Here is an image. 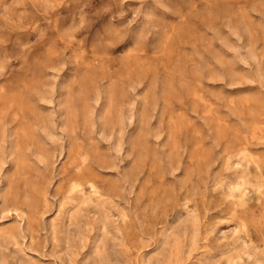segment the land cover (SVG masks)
<instances>
[{
	"label": "rangeland",
	"instance_id": "1",
	"mask_svg": "<svg viewBox=\"0 0 264 264\" xmlns=\"http://www.w3.org/2000/svg\"><path fill=\"white\" fill-rule=\"evenodd\" d=\"M0 264H264V0H0Z\"/></svg>",
	"mask_w": 264,
	"mask_h": 264
}]
</instances>
